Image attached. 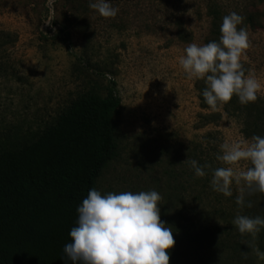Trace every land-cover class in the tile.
<instances>
[{
    "label": "rangeland",
    "instance_id": "1",
    "mask_svg": "<svg viewBox=\"0 0 264 264\" xmlns=\"http://www.w3.org/2000/svg\"><path fill=\"white\" fill-rule=\"evenodd\" d=\"M111 3L119 8L115 18L101 17L90 0H0V29L18 37L0 53L8 66L0 72V149L44 130L82 94L106 96L114 87L122 101L114 115L118 147L96 189L161 193V220L176 240L168 250L170 264H264L255 251H264V230L253 238L232 223L239 215L264 216V193L246 190L252 207H240L242 185H232V197L213 191L211 183L204 188L190 177L186 153L208 132H217L216 157L224 142L247 139L243 124L222 105L221 120L200 128L205 111L199 80L188 79L178 63L191 43H206L213 24L210 5L216 4L225 15L235 11L245 17L240 27L252 44L248 68L264 84V29L247 25L258 10L264 26V2ZM235 167L246 170L250 163Z\"/></svg>",
    "mask_w": 264,
    "mask_h": 264
},
{
    "label": "trees",
    "instance_id": "2",
    "mask_svg": "<svg viewBox=\"0 0 264 264\" xmlns=\"http://www.w3.org/2000/svg\"><path fill=\"white\" fill-rule=\"evenodd\" d=\"M210 14L213 24L206 43L219 40L225 16L216 4L210 5ZM258 16L257 10L247 20L254 30L264 29ZM17 38L15 33L0 29V53L15 45ZM7 67L0 59V72H7ZM204 87V81L199 80L197 89L205 111L200 116V128L222 118L221 106L212 110L205 103ZM121 103L114 87L106 96L94 91L84 93L44 130L0 149V264L72 262L64 247L72 242L69 233L77 226L78 206L89 190L96 188L104 169L116 156L114 115ZM223 107L242 122L245 138L264 136V98L242 105L234 96ZM217 147V132H208L201 142L187 148L190 161L211 164L204 178L195 177L194 170L190 174L204 188L210 184L212 169L221 167L213 155Z\"/></svg>",
    "mask_w": 264,
    "mask_h": 264
},
{
    "label": "clouds",
    "instance_id": "3",
    "mask_svg": "<svg viewBox=\"0 0 264 264\" xmlns=\"http://www.w3.org/2000/svg\"><path fill=\"white\" fill-rule=\"evenodd\" d=\"M89 7L103 18H115L119 8L111 0H90ZM245 17L233 11L223 17L219 40L205 44L191 43L179 58V65L188 79L202 80L205 103L212 110L227 104L235 96L242 105L255 103L261 97L264 84L251 68L246 67L251 40ZM50 25V24H49ZM216 159L224 167L212 169L213 191L232 197V185H242L236 203L252 207L246 190L264 193V136L251 140L224 142ZM241 161L250 163L238 170ZM194 176L204 178L211 164L190 161ZM163 196L156 190L102 192L89 190L78 206L77 226L70 230L71 243L64 253L73 264H170V252L176 243L172 227L161 220ZM233 225L241 235L253 238L264 230V216L239 215ZM264 260V251L255 249Z\"/></svg>",
    "mask_w": 264,
    "mask_h": 264
}]
</instances>
